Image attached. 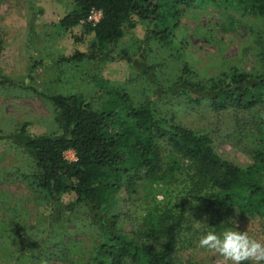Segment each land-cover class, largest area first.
Masks as SVG:
<instances>
[{"label": "rangeland", "instance_id": "rangeland-1", "mask_svg": "<svg viewBox=\"0 0 264 264\" xmlns=\"http://www.w3.org/2000/svg\"><path fill=\"white\" fill-rule=\"evenodd\" d=\"M73 0H0L1 76L30 85L45 95H79L95 105L105 102V89L128 94L133 102L150 96L167 117L179 124L208 133L215 152L239 167L252 163V151L264 150V109L256 112H212L208 101L190 102L183 91H166L187 67L193 79L217 78L231 69L252 75L264 62V17L234 10L190 8L183 11L172 40L167 44L147 36L142 26L124 28L123 37L110 47L114 60L86 58L56 64L74 51L85 52L93 41L82 25L70 31L59 27L72 10ZM37 64L32 69V62ZM98 106V105H97ZM54 107L28 89L0 84V136L15 134L26 124L28 136L57 134ZM263 118V119H262ZM73 160L72 152L65 153ZM27 157L0 137V264H89L101 240L80 205L66 193L52 200L29 183L7 177L14 167H24ZM182 186L144 184L132 199L118 201L108 210L117 213L120 232L134 230L155 207L182 201ZM108 214V215H109ZM186 228L178 257L182 264H227L219 254L198 247L209 231L235 228L264 242L258 219L231 218L217 230L198 202L186 203ZM19 224L20 231L14 232Z\"/></svg>", "mask_w": 264, "mask_h": 264}, {"label": "trees", "instance_id": "trees-1", "mask_svg": "<svg viewBox=\"0 0 264 264\" xmlns=\"http://www.w3.org/2000/svg\"><path fill=\"white\" fill-rule=\"evenodd\" d=\"M73 4L59 27L70 31L82 25L94 39L85 52L74 51L56 64L86 58L114 60L108 53L125 27L142 26L148 37L167 44L185 9L223 6L264 17V0H73ZM93 10L101 13L94 26L88 22ZM260 57L264 62V52ZM37 64L33 60L32 69ZM190 75L185 67L165 90L183 91L196 104L207 100L215 113L264 109V67L254 75L231 69L205 81ZM30 81L29 77L17 82L0 74V84L28 89L50 103L59 131L30 137L24 124L15 134L0 136L27 157L24 167H14L6 176L29 183L52 200L73 195V207L80 205L101 234L89 264H182L178 250L190 201L200 203L217 230L233 217L258 219L264 228V150L255 148L252 163L239 167L215 152L208 133L169 119L155 95L136 103L128 94L105 89L98 82L106 99L97 106L79 95L39 93ZM67 152L73 153V160L66 159ZM147 183L182 186L179 207H155L134 230L120 232L118 214L108 210L118 201L132 199ZM13 229L18 233L21 227L15 224Z\"/></svg>", "mask_w": 264, "mask_h": 264}, {"label": "clouds", "instance_id": "clouds-1", "mask_svg": "<svg viewBox=\"0 0 264 264\" xmlns=\"http://www.w3.org/2000/svg\"><path fill=\"white\" fill-rule=\"evenodd\" d=\"M198 247L219 254L227 264H264V242L251 237L247 231H209L199 239Z\"/></svg>", "mask_w": 264, "mask_h": 264}, {"label": "built area", "instance_id": "built-area-1", "mask_svg": "<svg viewBox=\"0 0 264 264\" xmlns=\"http://www.w3.org/2000/svg\"><path fill=\"white\" fill-rule=\"evenodd\" d=\"M101 17V13L99 11H91L89 17H88V22L92 23L94 26L96 23H98L99 19Z\"/></svg>", "mask_w": 264, "mask_h": 264}]
</instances>
